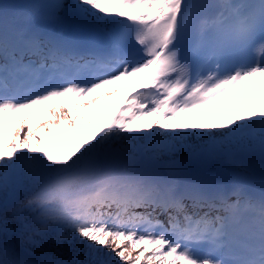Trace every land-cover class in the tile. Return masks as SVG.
<instances>
[{
    "label": "snow or ice",
    "instance_id": "6c2138e0",
    "mask_svg": "<svg viewBox=\"0 0 264 264\" xmlns=\"http://www.w3.org/2000/svg\"><path fill=\"white\" fill-rule=\"evenodd\" d=\"M0 264H264V0L0 3Z\"/></svg>",
    "mask_w": 264,
    "mask_h": 264
},
{
    "label": "rangeland",
    "instance_id": "374dc122",
    "mask_svg": "<svg viewBox=\"0 0 264 264\" xmlns=\"http://www.w3.org/2000/svg\"><path fill=\"white\" fill-rule=\"evenodd\" d=\"M7 2L10 4V3H14L15 0H7ZM123 87V86H122ZM96 97H99V105H102L103 106V111L107 110V108L111 105L109 103L110 99L109 97L108 98H105L104 97V92L103 90H101L99 93L95 94ZM116 96V95H115ZM112 98V97H110ZM90 100L92 99H95V98H89ZM69 99L66 97V98H62L61 100L55 102L53 105H51V107H56L57 105H72V108L75 109L77 112L80 111V108L79 106L81 104H84L86 103V101H79V100H69ZM101 112V114H102ZM46 114H50L47 107H38L36 109H33V110H28L24 113H19V114H15L11 117H9L8 119H6L3 124L6 127H9V129L7 130L9 133L13 132L15 129H18L20 128L21 124H24L25 125V128L24 130L20 133L21 136H23L26 132V125L27 124H32L33 126V129L34 130H38V129H41L43 128L44 124L45 123H52V118L51 117H46L45 115ZM73 114H76L75 112ZM54 123H60V120L57 119L56 121H54ZM13 126L15 128H13ZM12 128V130H11ZM83 134V133H81ZM53 137H55V132L53 131L52 133ZM138 253L137 252H133V256H136Z\"/></svg>",
    "mask_w": 264,
    "mask_h": 264
},
{
    "label": "bare ground",
    "instance_id": "6f19581e",
    "mask_svg": "<svg viewBox=\"0 0 264 264\" xmlns=\"http://www.w3.org/2000/svg\"><path fill=\"white\" fill-rule=\"evenodd\" d=\"M122 86V82H120L119 84H115L111 89H115V88H120ZM111 89L107 92H110ZM69 107H72V105H68ZM64 111H66L67 109H63ZM46 116L51 117V114H47Z\"/></svg>",
    "mask_w": 264,
    "mask_h": 264
}]
</instances>
